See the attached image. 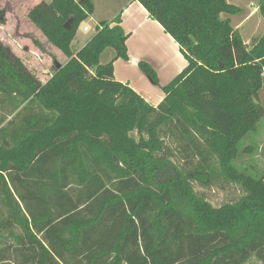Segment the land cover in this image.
<instances>
[{
	"label": "trees",
	"instance_id": "trees-1",
	"mask_svg": "<svg viewBox=\"0 0 264 264\" xmlns=\"http://www.w3.org/2000/svg\"><path fill=\"white\" fill-rule=\"evenodd\" d=\"M137 1L188 62L157 107L115 79L121 14L74 51L92 0L30 10L68 58L46 83L0 47V264H264V174L234 166L264 119V35L245 44L228 0ZM219 179L242 196L196 192Z\"/></svg>",
	"mask_w": 264,
	"mask_h": 264
},
{
	"label": "rangeland",
	"instance_id": "rangeland-1",
	"mask_svg": "<svg viewBox=\"0 0 264 264\" xmlns=\"http://www.w3.org/2000/svg\"><path fill=\"white\" fill-rule=\"evenodd\" d=\"M106 1V0H105ZM240 9V13L231 17L234 28H238L243 39L251 43L253 38L264 35V18L260 12L261 0H229ZM42 0H0V47L11 60H19L26 70L41 83H46L54 74L56 67L65 65L68 58L49 44L38 28L28 18L30 10ZM105 2L99 6V10ZM99 25L96 19L82 24L72 44L74 51L88 42ZM83 26H89L90 32H84ZM114 50L108 48L101 57V64L111 60ZM239 172L261 177L264 174V119L255 132L249 134L240 144L239 155L234 161ZM196 192L204 195L214 206L236 202L242 193L234 184L217 180L210 188L195 183ZM248 264H260L252 259Z\"/></svg>",
	"mask_w": 264,
	"mask_h": 264
},
{
	"label": "crops",
	"instance_id": "crops-1",
	"mask_svg": "<svg viewBox=\"0 0 264 264\" xmlns=\"http://www.w3.org/2000/svg\"><path fill=\"white\" fill-rule=\"evenodd\" d=\"M42 1L51 2V0ZM92 1L95 5V14L86 22H91L92 19H96L98 23L113 21L121 14V26L125 33L129 35L127 41L128 61L119 59L114 64L116 81L129 85L152 106H159L165 98L163 88L170 84L188 66V62L181 54L178 44L170 35L165 33L158 22L150 18L148 11L137 0ZM103 2L105 3L99 10V6ZM228 2L230 3L229 0ZM235 29L240 32L238 28ZM243 41L248 44L244 39ZM86 44L87 42L81 45L78 50ZM114 55L115 53L111 56V59ZM141 62H147L154 68L158 76V84H154L141 71L139 67Z\"/></svg>",
	"mask_w": 264,
	"mask_h": 264
},
{
	"label": "built area",
	"instance_id": "built-area-1",
	"mask_svg": "<svg viewBox=\"0 0 264 264\" xmlns=\"http://www.w3.org/2000/svg\"><path fill=\"white\" fill-rule=\"evenodd\" d=\"M83 31H84V32H90V27H88V26L84 27V28H83Z\"/></svg>",
	"mask_w": 264,
	"mask_h": 264
}]
</instances>
